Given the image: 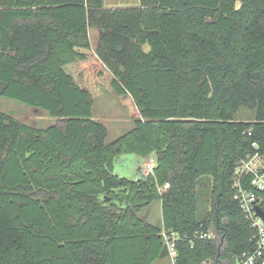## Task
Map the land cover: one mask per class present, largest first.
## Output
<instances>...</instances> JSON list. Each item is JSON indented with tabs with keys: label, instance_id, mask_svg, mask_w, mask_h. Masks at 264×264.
I'll return each instance as SVG.
<instances>
[{
	"label": "trees",
	"instance_id": "trees-1",
	"mask_svg": "<svg viewBox=\"0 0 264 264\" xmlns=\"http://www.w3.org/2000/svg\"><path fill=\"white\" fill-rule=\"evenodd\" d=\"M113 92L133 127L109 142L94 105ZM0 97L59 119L39 128L0 110V264H153L168 257L163 229L181 264L253 248L235 168L264 156V0H0ZM123 153L154 155L153 172L117 175ZM205 176L214 202L200 217ZM156 200L162 229L140 216Z\"/></svg>",
	"mask_w": 264,
	"mask_h": 264
},
{
	"label": "rangeland",
	"instance_id": "rangeland-1",
	"mask_svg": "<svg viewBox=\"0 0 264 264\" xmlns=\"http://www.w3.org/2000/svg\"><path fill=\"white\" fill-rule=\"evenodd\" d=\"M107 7L129 6L137 5L140 0H104ZM98 30L90 29L91 47L94 51L97 44ZM0 110L5 111L15 118L39 128H46L49 125L59 122V119L52 117L47 111L31 107L16 99L7 97H0ZM255 112L250 107H243L238 112L237 118L244 120H253ZM94 119L104 122L108 127L107 141L112 142L119 136L128 132L133 127V120L128 114V110L120 103L118 95L113 93L105 94L95 99L94 105ZM114 172L121 177L130 179H138V161L137 155L134 153H123L116 157L114 162ZM200 185V202L198 214L200 217L209 214L213 209V180L210 176L202 178ZM152 211H154V220L159 218L160 200L154 201ZM145 209L142 212H145ZM159 223V222H158ZM221 252L224 250L226 244L222 239H219ZM224 264H228V259L223 260ZM154 264H171L168 257L164 259H157Z\"/></svg>",
	"mask_w": 264,
	"mask_h": 264
},
{
	"label": "built area",
	"instance_id": "built-area-1",
	"mask_svg": "<svg viewBox=\"0 0 264 264\" xmlns=\"http://www.w3.org/2000/svg\"><path fill=\"white\" fill-rule=\"evenodd\" d=\"M155 165L156 158L154 155L143 158L140 165L142 175H150ZM248 175H252V189L241 187L240 180ZM169 186L170 183L166 182L159 190H166ZM235 187H237L235 197L239 200L242 211L252 220L253 225L257 229V233L253 237V248L237 256L235 264H264V220L257 215L255 210V205L258 204L257 191L264 189V156L262 154L248 155L238 162L235 168ZM161 234L167 246L168 258L171 264H181L179 262V249L177 245L178 233L173 230L163 229ZM201 237L217 238V234L211 229L208 232H203Z\"/></svg>",
	"mask_w": 264,
	"mask_h": 264
},
{
	"label": "crops",
	"instance_id": "crops-1",
	"mask_svg": "<svg viewBox=\"0 0 264 264\" xmlns=\"http://www.w3.org/2000/svg\"><path fill=\"white\" fill-rule=\"evenodd\" d=\"M91 29V28H90ZM89 33H90V31H89ZM96 46H97V44H96ZM96 49V48H95ZM137 161H138V179H139V177H140V175H141V173L139 172V168H140V165H141V161H142V159L137 155ZM118 175V174H117ZM130 179V178H129ZM137 179V180H138ZM133 180H135V179H133ZM154 213V211H152V206H148L147 207V209L145 210V212H141L140 213V216L146 221V222H148V223H150V224H153V225H155V226H157V227H159V228H163L164 227V223H163V215H162V205H161V202H160V206H159V218L158 219H156V220H154V216L156 215H154L153 214ZM159 222V223H158ZM164 258H166V257H163V258H159V259H164ZM157 261V260H156ZM156 261H154V263L156 262ZM153 263V264H154Z\"/></svg>",
	"mask_w": 264,
	"mask_h": 264
},
{
	"label": "water",
	"instance_id": "water-1",
	"mask_svg": "<svg viewBox=\"0 0 264 264\" xmlns=\"http://www.w3.org/2000/svg\"><path fill=\"white\" fill-rule=\"evenodd\" d=\"M255 210L258 216H260L264 220V209L259 205H255Z\"/></svg>",
	"mask_w": 264,
	"mask_h": 264
}]
</instances>
